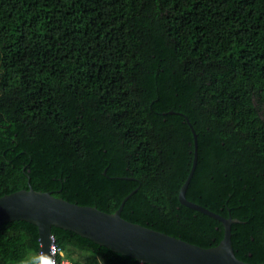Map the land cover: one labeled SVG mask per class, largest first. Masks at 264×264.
I'll list each match as a JSON object with an SVG mask.
<instances>
[{"label": "trees", "instance_id": "1", "mask_svg": "<svg viewBox=\"0 0 264 264\" xmlns=\"http://www.w3.org/2000/svg\"><path fill=\"white\" fill-rule=\"evenodd\" d=\"M264 0H0V197L31 187L264 262ZM188 121H187V120ZM74 264H140L51 227ZM0 226V264H40Z\"/></svg>", "mask_w": 264, "mask_h": 264}, {"label": "water", "instance_id": "2", "mask_svg": "<svg viewBox=\"0 0 264 264\" xmlns=\"http://www.w3.org/2000/svg\"><path fill=\"white\" fill-rule=\"evenodd\" d=\"M188 124L193 133L194 154L187 178L180 187L178 200L222 223L223 238L216 246L203 248L124 220L120 212L132 192L123 199L115 212L106 213L96 207L76 205L50 192L35 191L28 187L0 197V226L15 220L34 224L39 235L40 264L55 262L51 227L72 231L99 246L133 258L140 264H250L239 260L232 248L230 225L238 220L223 218L185 197L197 160L196 134Z\"/></svg>", "mask_w": 264, "mask_h": 264}, {"label": "built area", "instance_id": "3", "mask_svg": "<svg viewBox=\"0 0 264 264\" xmlns=\"http://www.w3.org/2000/svg\"><path fill=\"white\" fill-rule=\"evenodd\" d=\"M54 257H55V262H52L51 264H74L71 259L67 258L64 255L63 251L58 246H56L55 243H54Z\"/></svg>", "mask_w": 264, "mask_h": 264}, {"label": "flooded vegetation", "instance_id": "4", "mask_svg": "<svg viewBox=\"0 0 264 264\" xmlns=\"http://www.w3.org/2000/svg\"><path fill=\"white\" fill-rule=\"evenodd\" d=\"M263 119H264V115H262Z\"/></svg>", "mask_w": 264, "mask_h": 264}]
</instances>
